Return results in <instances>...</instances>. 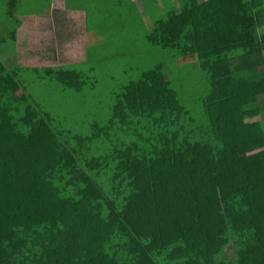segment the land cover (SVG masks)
I'll use <instances>...</instances> for the list:
<instances>
[{
	"label": "trees",
	"instance_id": "trees-1",
	"mask_svg": "<svg viewBox=\"0 0 264 264\" xmlns=\"http://www.w3.org/2000/svg\"><path fill=\"white\" fill-rule=\"evenodd\" d=\"M142 2L95 62L0 40V264H264V0Z\"/></svg>",
	"mask_w": 264,
	"mask_h": 264
},
{
	"label": "crops",
	"instance_id": "crops-1",
	"mask_svg": "<svg viewBox=\"0 0 264 264\" xmlns=\"http://www.w3.org/2000/svg\"><path fill=\"white\" fill-rule=\"evenodd\" d=\"M112 1V6L107 7L104 0H50L45 8L40 7L26 12L16 7L20 0H7L9 5L0 13V40L7 37L8 30L13 29L17 21L20 22L16 33L15 50L7 62L16 61L27 67L43 68L85 63L87 59L95 62L101 54L104 57L107 50H115L116 45L121 44L118 41L121 36L112 32L116 28L106 25L108 20L105 16L117 15L122 18L123 15L116 14L117 0ZM132 1L136 2L139 12L150 24L142 0L140 2L143 7L139 6L138 0ZM149 27L152 28L151 25ZM31 36V45L42 38L46 39L47 47L31 52L28 64L15 60L17 58L15 54L18 55L17 43L21 42L22 38ZM5 52L6 48L1 49L0 54L3 55Z\"/></svg>",
	"mask_w": 264,
	"mask_h": 264
},
{
	"label": "rangeland",
	"instance_id": "rangeland-1",
	"mask_svg": "<svg viewBox=\"0 0 264 264\" xmlns=\"http://www.w3.org/2000/svg\"><path fill=\"white\" fill-rule=\"evenodd\" d=\"M6 1L7 0H0V13H2L4 11V9L7 8V6L9 5V3H7ZM49 1L50 0H20V2L16 5V7L22 11L30 12V11H32L34 9H38L40 7L45 8L47 6V4L49 3ZM101 1H103V0H101ZM137 2L139 3L140 7H143L140 0H138ZM104 3H106L107 7H110V6H112L113 1L112 0H104ZM120 13H123V10L121 12L117 11L116 14H120ZM105 19L108 20V23L106 24L107 27L109 25H112V26H114V28H116L115 32L117 34H122V33L126 34V32L123 31L125 28L123 27V24L121 23L123 20L121 17H117V15H114L113 17H109V16L106 17L105 16ZM119 29L121 30V32L117 31ZM260 31L263 32L264 27L261 28ZM40 39H41V41L39 40L36 44L31 45L30 41L32 40V36L22 38V41L17 43L18 55H17V53L15 54V57L17 56V58H15V60L18 59L21 63L28 64L29 60L31 58L30 57L31 52L39 50L40 48L45 49L47 47L46 39H43V40H42V38H40ZM106 42L108 43V40ZM0 46H1V42H0ZM9 60H10L9 58L6 59V61H9ZM62 60H63V58H62ZM64 60H66V59L64 58ZM49 86L50 87L48 89H46L45 86L41 85V87L36 88L34 90L35 93L37 95H39L38 98H40L41 96H45L49 92L50 88H51V90H55V87H53L54 86L53 84H50ZM259 101H260V104H264V94H262L260 96ZM262 118H264V116H257V117H254L252 119H249V120H251V121L255 120L256 121V120H260Z\"/></svg>",
	"mask_w": 264,
	"mask_h": 264
}]
</instances>
